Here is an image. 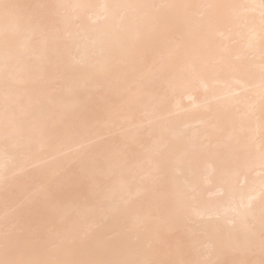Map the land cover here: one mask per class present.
I'll list each match as a JSON object with an SVG mask.
<instances>
[{"label":"snow or ice","instance_id":"obj_1","mask_svg":"<svg viewBox=\"0 0 264 264\" xmlns=\"http://www.w3.org/2000/svg\"><path fill=\"white\" fill-rule=\"evenodd\" d=\"M206 79L208 128L154 119ZM179 142L217 150L219 200ZM34 157L47 172L5 212L0 264H264V0H0V186Z\"/></svg>","mask_w":264,"mask_h":264},{"label":"bare ground","instance_id":"obj_2","mask_svg":"<svg viewBox=\"0 0 264 264\" xmlns=\"http://www.w3.org/2000/svg\"><path fill=\"white\" fill-rule=\"evenodd\" d=\"M16 2L36 4L75 2V0H16ZM90 2H97V0H90ZM193 2H196V0H193ZM217 2L246 3L250 2V0H217ZM98 23L103 24V21H98ZM256 23L258 25V19ZM217 39L228 42L229 34L225 32L223 37H217ZM231 40L236 42V46H240L244 42L243 38L238 36H232ZM81 55L85 57V59L88 58V53L84 51L83 48L81 49ZM160 55V47L154 45L150 41H146L138 51V56L150 62L158 61ZM50 76L57 81L63 89L82 85L86 82L83 73H77L72 77H67L62 71H53L50 73ZM214 88L219 89L220 85L215 84L212 79L194 82L187 91L171 99L164 105V107L157 112L154 119H156L159 124H165L173 128L188 127L201 130L208 128L209 114L204 111V105L208 102H212V106L217 114L221 111L217 103L213 100L212 90ZM92 108H95V105H92ZM176 147L180 151L189 153L190 156L195 154L200 158L198 167L192 170H186V179L192 182H199L201 194L205 201L211 204L219 200V189L222 187V163L221 158L217 155V150L202 149L199 142L193 144L179 142ZM21 167L23 168V172L15 181L9 184L7 188L0 186V223L4 220L5 212L10 211L14 204L23 198L26 191L47 172L46 167L40 163L37 157L23 161ZM108 205L109 202L107 200H102L101 202H95L94 207H82L80 211H92L100 216L107 211ZM109 222L119 230V215L113 216Z\"/></svg>","mask_w":264,"mask_h":264}]
</instances>
